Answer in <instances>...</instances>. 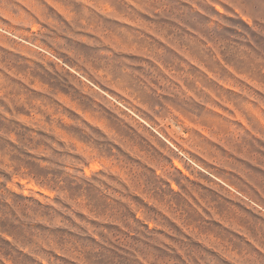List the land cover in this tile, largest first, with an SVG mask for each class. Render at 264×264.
Instances as JSON below:
<instances>
[{
  "label": "clouds",
  "instance_id": "9594fccd",
  "mask_svg": "<svg viewBox=\"0 0 264 264\" xmlns=\"http://www.w3.org/2000/svg\"><path fill=\"white\" fill-rule=\"evenodd\" d=\"M0 117V264H264V0H0Z\"/></svg>",
  "mask_w": 264,
  "mask_h": 264
},
{
  "label": "rangeland",
  "instance_id": "374dc122",
  "mask_svg": "<svg viewBox=\"0 0 264 264\" xmlns=\"http://www.w3.org/2000/svg\"><path fill=\"white\" fill-rule=\"evenodd\" d=\"M72 43V41H69ZM77 47L83 48V45H76ZM85 52H93V49L84 48ZM17 63L21 67H26L30 69L34 74H36L42 81L52 85L54 88H63L67 90L66 85L63 84L56 76L51 75L49 72L44 70L39 64H25L21 57L14 58ZM45 102L51 103L50 98H42ZM0 129L5 130H13L16 132L17 136L28 145H35L40 147L41 149L48 148L50 145L48 144V137L45 136L43 132L36 131L34 129H30L28 127H24L23 125L16 124L13 121L6 120L0 117ZM0 150H6L13 154L14 158L21 163H23L27 168H29L32 172L37 175L43 176H51L53 179H62L65 183L69 185L76 184L77 187H84L83 184H80L76 181V178L70 177L67 174H62L59 169V166L55 161L49 160L45 162L39 155H29L26 151H23L19 147H9L7 142L0 138ZM7 177H5V180ZM4 185L0 182V188ZM89 191H92L91 187L88 186ZM16 202L23 207H32V208H40L41 206L38 202L31 200L30 197L27 196H17ZM42 211L46 213L54 212L53 209H49L47 207H43ZM27 225L19 222L17 218L12 214L11 209L0 202V229L5 230H15L17 232H22L27 229ZM68 238V237H65ZM189 246H191V242H189ZM0 248H4L5 250L12 252L13 250L9 248V246L2 240H0ZM161 255L167 256V253H161ZM21 264H28L27 259L21 261ZM121 264H127L126 261L121 259Z\"/></svg>",
  "mask_w": 264,
  "mask_h": 264
}]
</instances>
